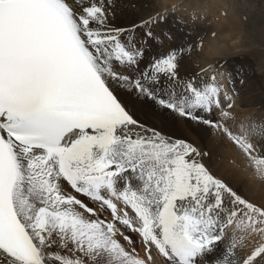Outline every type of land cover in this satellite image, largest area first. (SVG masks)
Wrapping results in <instances>:
<instances>
[{
    "label": "snow or ice",
    "instance_id": "6c2138e0",
    "mask_svg": "<svg viewBox=\"0 0 264 264\" xmlns=\"http://www.w3.org/2000/svg\"><path fill=\"white\" fill-rule=\"evenodd\" d=\"M175 10L0 0V264H264V201L149 122L211 133L264 184V117L238 120L231 73L192 60Z\"/></svg>",
    "mask_w": 264,
    "mask_h": 264
},
{
    "label": "bare ground",
    "instance_id": "6f19581e",
    "mask_svg": "<svg viewBox=\"0 0 264 264\" xmlns=\"http://www.w3.org/2000/svg\"><path fill=\"white\" fill-rule=\"evenodd\" d=\"M133 4L135 8L131 7ZM173 6L176 10L174 13L169 11L166 27L172 30L177 40H190L195 44L199 38L203 39L202 49L193 55L192 60L202 66L209 63L224 64L231 73L232 82L226 77L223 86L228 89L234 86L239 93L234 109L238 120L264 117V88L259 84L264 64L262 57L256 61L248 58L246 53L255 47L242 33L244 14L250 15L251 7L242 0H122L121 19L128 23L147 11L170 10ZM240 79L242 83L238 82ZM149 122L166 134L200 144L212 154L209 164L214 172L246 196L264 201V184L254 179L251 171L244 170L243 162L226 143L221 144L211 133H205L171 113L152 117ZM230 158L235 159L236 163H231ZM258 239L250 238L248 246L252 247Z\"/></svg>",
    "mask_w": 264,
    "mask_h": 264
},
{
    "label": "rangeland",
    "instance_id": "374dc122",
    "mask_svg": "<svg viewBox=\"0 0 264 264\" xmlns=\"http://www.w3.org/2000/svg\"><path fill=\"white\" fill-rule=\"evenodd\" d=\"M242 1H245L246 5L251 7V8L249 7L251 9V14L250 15L247 13L244 14L245 17L242 20L243 22L242 33L247 36V38L251 41L252 44H254L255 47L246 54L247 56H249L248 58L251 59V61H256L257 58L262 57V61L264 64V60H263L264 59V0H242ZM253 19L255 20V22H252ZM259 23L261 26L259 25ZM260 77H259V84L262 85V87L264 88V69L260 71ZM238 82L240 83L241 79L238 80ZM238 82L237 84H239Z\"/></svg>",
    "mask_w": 264,
    "mask_h": 264
}]
</instances>
